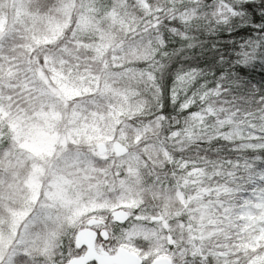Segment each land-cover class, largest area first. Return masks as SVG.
<instances>
[{
  "label": "snow or ice",
  "instance_id": "1",
  "mask_svg": "<svg viewBox=\"0 0 264 264\" xmlns=\"http://www.w3.org/2000/svg\"><path fill=\"white\" fill-rule=\"evenodd\" d=\"M0 264H264V0H0Z\"/></svg>",
  "mask_w": 264,
  "mask_h": 264
}]
</instances>
